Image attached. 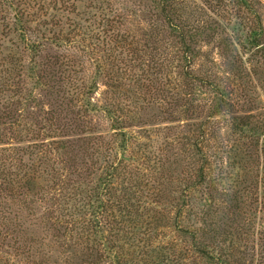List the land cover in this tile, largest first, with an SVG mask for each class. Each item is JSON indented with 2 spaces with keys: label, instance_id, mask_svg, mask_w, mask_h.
<instances>
[{
  "label": "rangeland",
  "instance_id": "1",
  "mask_svg": "<svg viewBox=\"0 0 264 264\" xmlns=\"http://www.w3.org/2000/svg\"><path fill=\"white\" fill-rule=\"evenodd\" d=\"M11 1L21 7L25 19L23 22L30 23L33 20V23L28 25L30 28L32 24L40 25L43 20L50 23L61 18L64 25H58V29L53 28L52 34L55 31L58 33L60 27H63L59 35L64 39L71 40L76 35L79 38L87 37L95 46H100L106 43L102 40L109 39V45L114 46L117 53H124L122 57L133 55L145 58L150 65L148 69L152 68V74L148 71L146 75L151 83H140L138 86L132 78L136 75L135 65L131 67L135 70L128 69L133 73H129L127 77L122 75L120 84L137 88L138 97L134 98L128 93L126 96L120 94L115 99L116 103L128 102L129 113H122L126 126L124 131L134 137L130 141L132 146L126 156L142 165L138 158L145 156L142 161L146 169L150 170V175L147 174L139 190L143 189L142 192L152 195L155 200L154 205L149 204V208L154 211H148L146 217L150 216V228L155 229L158 235L147 244L148 246H145V242H135L134 250H131L134 264H158L161 258L156 257L179 252L180 249L186 252L184 264H200L199 257L186 250L189 249V239L182 237L178 230L189 228L191 222L193 223L192 215L198 213L201 215L200 226L197 224L199 228L203 221L204 224L218 222L224 231L228 227L232 228L234 252H252L254 243L255 248L259 250L255 234L264 227V154L261 144L264 138V0H171L166 7V13L160 10L163 6L162 0H97L94 4L92 0ZM101 2L102 5L99 6ZM46 6L49 9L44 18L39 10ZM166 14H169L167 16L173 23L180 22L188 31L198 25L206 27L204 35L195 39L193 34L188 36L187 44L190 48L187 53H184L176 33H172L168 21L164 18ZM5 16H8V13H5ZM100 20L104 25L108 21V26H100ZM72 32L74 36L71 35ZM116 34H120L126 41L113 43ZM48 36L46 33L44 38H52ZM42 37L40 32L33 33L29 40L37 38V41ZM13 42L8 35H0V69L11 60H15L16 69L22 62V76L26 65H29L30 48L25 47L16 38H13ZM58 43L51 45L38 41L36 45L40 47L37 48L36 59L46 65H52L53 59H58L56 56H62L63 63H66L64 71L60 70L62 75L74 77L77 86L80 85L78 78L84 79L89 85L91 80L97 82L95 88L93 87L94 94L91 95L93 103L105 105L106 100H111L114 94L110 95V80L103 77L93 78L94 69L84 57V61L88 62L84 68L79 69L69 63L67 66L64 58L75 61L76 56L83 55L76 48L68 49L67 43ZM255 44H258V47H255ZM225 50H228V53ZM104 51L107 53V50ZM103 55L104 52H95V56ZM184 56H191L192 59L184 61ZM53 69L56 73L55 66ZM206 78L229 95L234 107L231 114L222 112L215 116L211 123L207 121L208 127L200 128L203 122L205 123L203 118L209 111L207 106L213 99L211 89L198 81ZM157 84L160 89L156 88ZM33 86V83H28L25 88L30 90ZM0 92V100L7 99V92ZM185 93L189 95L185 96ZM32 96L34 100L28 104L27 110L21 113L28 118H41L40 116L50 110L53 101L62 100L54 91L50 96H44L38 89H32ZM150 98L162 99L166 105H157ZM192 102L191 110L186 111V104ZM5 112L7 110L2 108L0 103V117ZM233 116L254 122L252 125L255 138L251 135L248 137V134L243 137L234 135L231 131ZM87 120H91L90 129L110 132V122L102 113H95ZM2 122L0 119V142L8 148L9 144L13 145L11 137L14 136V131L17 134V129L2 125ZM203 133L206 139L202 145L204 151L210 155L213 162L216 161L213 156L220 157L225 168V176L217 178L220 186L225 188V196L222 197L223 201H220L219 195H214V208L211 209L212 205L201 206L198 196L193 192L194 196L187 204L189 210L186 209V214L183 211L182 217L174 219V208L178 204L183 186L185 182L190 184L194 180L195 169L200 164L193 144ZM22 140H19V144L26 143V140ZM75 160H78V157H75ZM155 173L162 175L163 179L159 180ZM6 202L10 207L20 208L18 204L12 205V202L7 200ZM47 202L46 200V206ZM0 203L5 205V202ZM154 213H158L156 221L153 219ZM26 223L30 225L29 222ZM209 228L207 226L208 230H204L206 234H209ZM199 234L203 237V233L199 231ZM220 240L223 241L221 236ZM0 244L3 246L0 247V259L7 257L10 259L9 263H13L14 254L7 255L6 252L10 249H5L9 248L7 245H12L11 239L3 235ZM58 251L62 252L64 249L60 248ZM80 251L82 248H79L77 253L65 251L66 253L59 257L67 258L69 264H82L84 257ZM54 257L56 258V255Z\"/></svg>",
  "mask_w": 264,
  "mask_h": 264
},
{
  "label": "trees",
  "instance_id": "2",
  "mask_svg": "<svg viewBox=\"0 0 264 264\" xmlns=\"http://www.w3.org/2000/svg\"><path fill=\"white\" fill-rule=\"evenodd\" d=\"M170 1L162 0V13H166ZM95 2L97 0H92L93 4ZM48 9L46 6L39 10L44 18ZM5 13H8V16H5ZM22 13L21 7L11 0H0V35H8L12 42L13 38H16L25 47L30 48L29 65H26L22 76V62L16 69L15 60H11L5 66L1 65L4 67L0 69V91L9 95L7 99L0 100L2 108L7 110L0 117L3 121L1 124L17 129V134L14 131V136L11 137L13 145L9 144L6 148V145L0 142V202H5L3 206L0 203V239L3 235L11 239L12 245H7L9 248L5 249L10 250L6 254L13 253L15 256L13 263H9L10 259L5 257L0 259V264H69L67 258H60L59 255H64L65 251L77 253L79 248H82L80 254L84 257L82 264H134L131 250H134L135 242H145L146 246L158 235L155 229L150 228V216L146 217L148 211H154L149 208V204L154 205L155 200L152 195L142 192L143 189L139 190L150 170L146 169L142 161L145 156L138 158L143 165L126 156L132 146L130 141L134 137L124 131L126 126L122 113H129L128 102L116 103L115 99L120 94L126 96L128 93L134 98L138 97L137 88L120 84L122 75L127 77L129 73H133L128 69L135 65L138 70L132 77L138 86L140 83H151L146 75L148 71L152 74V68L148 69L150 65L145 58L133 55L122 57L124 53H117L115 47L109 45V39L102 40L106 43L95 46L87 37L74 36V32L71 33L74 38L64 39L59 35L63 27H60L58 33L55 31L52 34L53 28L58 29V25H64L61 18L50 23L43 20L40 25L32 24L30 28L28 25L33 23V20L30 23L23 22L25 19ZM167 15L169 14L164 15V18L168 21L172 33H176L184 53H187L190 48L187 44L188 36L193 34L195 39L204 35L206 27L198 25L188 31L180 22L173 23ZM100 21V26H108V21L105 25ZM39 32L43 34L42 38L37 41V38L29 40L31 34ZM46 33L52 38H44ZM38 41L51 45L64 42L67 43L68 49L79 50L83 56H76L75 61L64 58L67 66L72 64L82 69L85 63H88L86 61H89L94 69L93 78L109 79L111 84L108 86L112 88L110 95L114 94V97L106 100L105 105L93 103L91 95L94 94L97 82L91 80L89 85L84 79L78 78L80 85L77 86L74 77L62 75L61 72L66 68L62 56H56L58 59H53L52 65L41 63L36 59V51L40 47L36 45ZM121 41L126 40L120 34L114 35L113 43ZM254 46L258 47V44ZM97 50L104 52V55L95 56ZM104 50H107V53ZM225 51L228 53V50ZM226 58H229L228 55ZM190 59L191 56H184V61ZM53 66L56 67V73L53 72ZM198 81L207 85L213 94V99L207 106L209 111L203 118L205 123L200 126L205 128L208 127L207 121L211 123L220 113L231 114L234 105L230 102L229 95L212 80L206 78ZM28 83L34 84L30 90L25 88ZM156 88L160 89V86L157 84ZM32 89H38L44 96H50L54 91L62 100L53 101L50 110L40 116L41 118H28L21 113L27 110L28 104L34 100ZM188 95L185 93V96ZM150 99L157 105H166L162 99ZM192 104L193 102L186 104V111L191 110ZM95 113H102L110 122L109 133L90 129L91 120L88 121L87 118ZM253 123L243 117L233 116L231 131L237 137H243L244 134L254 137ZM105 133L107 134L103 138ZM22 139L26 140L25 144H19ZM205 140L203 133L193 144L200 164L195 169L194 180L190 184L185 182L183 186L178 204L174 208V219L182 217V212L186 214V209L189 210L187 204L194 196L193 192L198 196L201 206L212 205L211 209L214 208V195H219L220 201H223L222 197L225 196V188L217 181V178L225 176V168L220 157L213 156L215 162L210 160V155L202 146ZM15 142L17 144L14 145ZM261 144L264 154V138ZM200 146L202 148H199ZM75 157H78V160H75ZM156 176L159 180L163 179L162 175L155 173ZM6 200L12 202V205L18 204L20 208L10 207ZM157 215L158 213L152 215L155 221ZM200 217L199 213L193 214V223L191 222L189 228L178 229L182 237L189 239V249L186 250L196 254L200 264H264V227L255 234L259 250L255 248L254 243L252 252L239 254L233 249L232 228L228 227L224 231L218 222L213 224L212 221L205 223L206 225L203 223L205 221L201 222L202 226L199 228L197 224L200 226ZM207 226L211 228L209 234L204 232ZM199 231L203 233V237ZM243 236L247 237L248 234ZM0 247L3 246L0 244ZM60 248L64 251H58ZM184 254L185 250L180 249L179 252L156 258H161L157 259L160 262L158 264H184Z\"/></svg>",
  "mask_w": 264,
  "mask_h": 264
}]
</instances>
